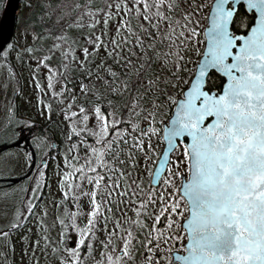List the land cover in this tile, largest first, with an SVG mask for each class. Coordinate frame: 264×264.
Wrapping results in <instances>:
<instances>
[{
  "label": "snow or ice",
  "instance_id": "snow-or-ice-1",
  "mask_svg": "<svg viewBox=\"0 0 264 264\" xmlns=\"http://www.w3.org/2000/svg\"><path fill=\"white\" fill-rule=\"evenodd\" d=\"M27 7L41 19L55 11L45 0ZM77 7L88 14L76 18L80 36L45 25L42 50L26 26L22 43L0 46L5 80L14 62L27 65L65 123L56 157L39 138V165L27 155L35 187L5 201L4 259L19 250L23 264H264V0ZM14 117L6 108L9 127ZM45 157L57 177L51 224ZM14 163L9 154L0 170ZM66 229L80 239L69 244Z\"/></svg>",
  "mask_w": 264,
  "mask_h": 264
},
{
  "label": "rangeland",
  "instance_id": "rangeland-1",
  "mask_svg": "<svg viewBox=\"0 0 264 264\" xmlns=\"http://www.w3.org/2000/svg\"><path fill=\"white\" fill-rule=\"evenodd\" d=\"M104 2V0H101ZM29 3V0H24V2L20 1V23L16 26L15 29V39L11 43L5 47V50L8 49L10 45H16L18 43H22L24 39L25 34V27L28 26L29 28H32L30 25L27 24L26 20L29 16V13L32 11L30 10L27 5ZM89 8V6H88ZM90 9V8H89ZM88 14H86L83 17L84 21H87ZM76 21V20H74ZM80 21H76V24H72L75 27V31L77 32V36H80L81 32L86 31V28L79 27ZM82 40V37H81ZM42 49V48H41ZM43 50V49H42ZM79 50L77 49V53ZM193 59L195 60L196 54L192 53ZM59 57V53L54 55L51 59V63L55 64L58 68H61L60 64L56 62V60ZM78 67V66H77ZM14 68H15V80L12 81H6L5 80V70L0 68V133L7 129V125L9 126V120L5 119V110L8 107H12L15 112V119L22 121V127L19 129L21 132V135L11 142H7L6 144L2 145L4 147H0V159L3 157L9 156V154L12 155L14 158L15 163L10 164L7 169L0 170V176H8L10 178H16V177H22L26 175L29 170V165L26 163V158L28 153L36 152L37 156V165H39V159H40V150L36 148L37 140L35 138H39V141L42 145L47 144L50 145L52 149V143H56V147L52 149V157H56V151L57 145L59 141L63 137L62 129L65 127V123L60 115L63 105L56 102L55 100L52 101V108L51 111L47 108H45L43 105L49 103V97L48 95H41L40 92H38L33 84L31 83L30 79V72L32 69L27 67V65H16L14 62ZM64 69L61 68V71ZM71 72L72 70L69 69ZM47 69L41 68L40 73H46ZM69 79H72V76L69 75ZM43 83L44 81L41 80ZM75 81H73L74 83ZM37 97H40V100L37 99ZM42 101L43 103H41ZM42 124L46 127H48L50 131L51 138H45L43 136H36L35 134L31 133V130L29 131L28 124ZM9 135V133H8ZM26 141H22L23 137H26ZM11 137L8 138L10 140ZM14 142H18L17 146L10 147L11 144ZM45 152L48 151V148L44 149ZM48 169H47V175L42 179V182L47 181L50 183L51 188L49 189L47 184H45L43 188V192L46 193L43 197V200L41 201V207H43L45 204L48 206L49 209V215L47 217L48 224L52 223V213L54 209L52 208L53 204V193L56 192V180L57 177L54 174L53 171V163L54 161L52 159H48L45 157ZM0 168H2V165H0ZM37 177L36 168L32 171L31 175L25 179L20 180L19 182L13 183L11 185L2 186L0 189V215H3L4 209L6 207L5 201H15L19 202L25 194V190L29 186L35 187V178ZM50 177V179H49ZM29 195L31 193H28ZM39 209H37V212ZM32 219L29 218L28 224L25 225V228L32 227L33 233L36 231L35 226L32 224ZM24 229H21L23 231ZM52 235L55 236L56 232L55 230H52ZM69 242V236L67 235ZM43 260V257H42ZM0 264H23V262L20 260L19 257V250H17V253L15 257L12 256L11 253H9V257L7 260L4 259L3 254L0 253Z\"/></svg>",
  "mask_w": 264,
  "mask_h": 264
},
{
  "label": "trees",
  "instance_id": "trees-1",
  "mask_svg": "<svg viewBox=\"0 0 264 264\" xmlns=\"http://www.w3.org/2000/svg\"><path fill=\"white\" fill-rule=\"evenodd\" d=\"M5 2L6 0H0V19L3 13ZM21 2H24V0H21ZM45 2L50 3L53 8H55V11L51 13V15L44 16L41 19L38 16L36 10L33 9L29 13V16L26 20L28 25L34 27L38 32L41 33L42 39L38 42V44L39 47L43 50H47V48L52 43L51 38L44 36L43 32L41 31V29L45 25H50L49 30L52 32L62 30L66 34V36L75 37L77 36V32L75 31V27L72 22L76 20L77 16L82 15L84 17L87 14L83 12L81 8L77 7V5H86L87 7L89 6V8H92L103 3V1L101 0H45ZM56 5H60V7L56 8ZM58 17H62V19H57ZM19 23L20 17L18 15L16 24L18 25ZM65 24L69 26L64 27ZM14 39L15 37H13L12 41H14ZM56 62L58 63V59L56 60ZM13 119L15 122L12 123L10 127L7 125V129L0 133V147H3L2 145L6 144L7 142L14 141L19 136V134L21 135L22 131H20L19 129L22 127V121L15 118ZM28 127L29 131L31 130V133L35 134V137L43 136L45 138H51L48 127L42 124H28ZM9 137H11L10 140H8ZM1 178H4V176H0V179Z\"/></svg>",
  "mask_w": 264,
  "mask_h": 264
},
{
  "label": "water",
  "instance_id": "water-1",
  "mask_svg": "<svg viewBox=\"0 0 264 264\" xmlns=\"http://www.w3.org/2000/svg\"><path fill=\"white\" fill-rule=\"evenodd\" d=\"M20 0H7L0 19V46L5 48L15 33L16 18L19 13ZM55 147V143H53ZM175 253H173V258Z\"/></svg>",
  "mask_w": 264,
  "mask_h": 264
},
{
  "label": "flooded vegetation",
  "instance_id": "flooded-vegetation-1",
  "mask_svg": "<svg viewBox=\"0 0 264 264\" xmlns=\"http://www.w3.org/2000/svg\"><path fill=\"white\" fill-rule=\"evenodd\" d=\"M26 139H27V136L26 137H23L22 138V141L24 142V141H26ZM32 152H33V150H32ZM35 159H36V165H37V161H38V159H37V156L35 157ZM36 168V166H32L31 167V170H30V172H32L34 169ZM5 178H1L0 179V189H1V187L2 186H7V185H11V184H13L14 182H11V181H5L4 180ZM71 207V206H70ZM129 215H130V213H129ZM84 217L83 216H81L79 213H78V215H77V221H80V220H82ZM66 223H71V221H67ZM109 227H111V224H109ZM66 232H67V235L69 236V244H71L72 243V240L73 239H76V240H79L80 239V237L78 236V234L74 231V230H67L66 229ZM85 264H87V257H85Z\"/></svg>",
  "mask_w": 264,
  "mask_h": 264
}]
</instances>
